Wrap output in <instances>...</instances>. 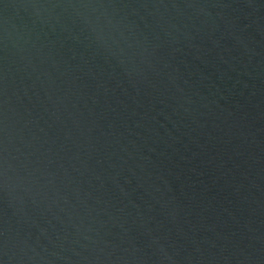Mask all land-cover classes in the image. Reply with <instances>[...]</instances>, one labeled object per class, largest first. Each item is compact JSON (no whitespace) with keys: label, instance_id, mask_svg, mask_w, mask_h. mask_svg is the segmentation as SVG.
<instances>
[{"label":"water","instance_id":"95a60500","mask_svg":"<svg viewBox=\"0 0 264 264\" xmlns=\"http://www.w3.org/2000/svg\"><path fill=\"white\" fill-rule=\"evenodd\" d=\"M0 264H264V0H0Z\"/></svg>","mask_w":264,"mask_h":264}]
</instances>
